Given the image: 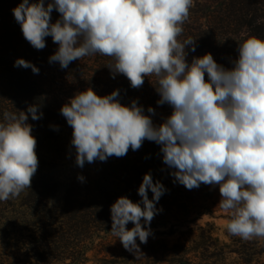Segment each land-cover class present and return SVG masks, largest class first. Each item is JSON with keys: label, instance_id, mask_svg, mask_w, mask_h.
<instances>
[{"label": "clouds", "instance_id": "clouds-1", "mask_svg": "<svg viewBox=\"0 0 264 264\" xmlns=\"http://www.w3.org/2000/svg\"><path fill=\"white\" fill-rule=\"evenodd\" d=\"M193 0H22L12 9L24 38L37 50L52 37L59 47L49 62L62 69L72 61L100 54L113 58L107 64L113 78L123 74L133 88L144 78L158 77V105L173 112L160 125L133 100H118L119 90L100 96L92 88L80 91L61 108L73 129L71 145L76 164L123 157L138 150L145 139L161 146L163 162L174 182L187 189L219 185V207L228 213L229 234L247 241L264 237V38L249 36L238 43L232 68L218 64L212 54L186 62L191 38L178 41ZM60 18L51 22L53 10ZM14 66L39 68L23 58ZM207 73L208 79H205ZM40 105L4 112L0 122V201L17 197L32 185L38 169L37 140L29 116H43ZM149 113L155 109L148 108ZM58 130V128L56 129ZM83 182L85 177L78 175ZM149 189L153 193L149 199ZM166 189L146 173L138 189L141 202L127 196L110 208L111 233L136 258L140 245L152 234L156 204ZM141 203L143 207H141ZM143 222L148 227H144ZM129 222L134 227H126Z\"/></svg>", "mask_w": 264, "mask_h": 264}, {"label": "trees", "instance_id": "trees-1", "mask_svg": "<svg viewBox=\"0 0 264 264\" xmlns=\"http://www.w3.org/2000/svg\"><path fill=\"white\" fill-rule=\"evenodd\" d=\"M21 2L22 0H0V99H7L15 103L19 110L25 111L30 104L40 105L39 111L43 113L40 121L45 130L51 131L54 128L49 125L60 123L61 115L47 103L32 69L16 67L14 63L18 58H23L38 68H53L57 63L49 62L50 56L55 53L52 49L53 40L51 36L46 37L45 48L37 50L24 38L21 26L12 12V9ZM29 2L32 3L34 0ZM49 2L52 0H45V6ZM59 18L60 13L54 9L51 13V22L55 23ZM227 26L235 31H239L241 27L242 29L239 32L231 30L229 33H232L233 37L206 31L203 35L192 33L189 37V32L185 30L177 39L182 43L191 38L195 41V50L212 54L218 64L230 69L238 58L239 42H243L249 36L264 38V0H251L248 6H244L242 1H237L233 9V18ZM244 28L247 29L246 36L241 34ZM205 79H208L207 73ZM148 105L139 103L144 114L153 119L148 112L150 107ZM163 122L164 120H158L153 121V124L158 126ZM160 148L157 143L145 139L138 150L133 151L130 147L125 156H112L107 163L106 174L93 181L89 188H85L86 194L81 193V188L71 189L66 203L74 211L81 207L84 212L92 213L100 226L105 229L111 228V205L121 196H127L133 202H141L142 197L138 189L144 175L150 173L153 182L160 181L166 189L156 204L157 209L162 208V211L154 215L150 228L152 225L159 226L164 223L181 225L205 215L215 216L217 202L209 200L208 197L215 188L219 190V185L202 183L198 188L189 190L182 184L174 182L171 174L173 170L164 164ZM118 185L123 187L122 190ZM202 188L206 191L204 195L207 198L204 200L200 195ZM57 189L58 182L52 174H37L32 178L31 187L25 188L19 196L0 201V264H49V259L53 255L50 252L52 247L49 242L40 240L38 233L36 234L39 229L36 211L53 197ZM148 196L149 199L153 197L150 189ZM195 206H198L199 210L195 217H191L190 213ZM57 212L58 210L50 209L46 215L44 225L47 229L42 232L47 236L48 230L55 225L53 221H59L63 217L57 215ZM226 217L230 218L229 214ZM141 221L143 222V218ZM199 230V236L190 239L189 242H183L181 239L171 242L164 238H156L155 234L163 233L157 230L149 236L146 244L140 245V250L148 259L166 257L169 264H264V239L254 237L245 241L238 236L230 235L229 242H224L215 235V223L212 221L200 225Z\"/></svg>", "mask_w": 264, "mask_h": 264}, {"label": "rangeland", "instance_id": "rangeland-1", "mask_svg": "<svg viewBox=\"0 0 264 264\" xmlns=\"http://www.w3.org/2000/svg\"><path fill=\"white\" fill-rule=\"evenodd\" d=\"M237 1H242L244 6H248L251 0H193L188 19L182 25V33L189 32V37H191L192 33L203 35V32L206 31L220 34V36L233 37L232 33H229L231 30L239 32L242 29L241 27L239 31H235L227 26L233 18V9ZM246 30L244 28L241 31L242 36H246ZM58 47V44L53 43L54 52ZM192 48L189 46L185 48L186 62L189 65L195 57H202L207 54L202 50L193 51ZM112 62H114L113 58L97 53L81 60L72 61L64 69L57 62L53 68H39L38 74L33 73L47 103L51 108L57 110L56 113L61 115L60 123L49 125L54 128L51 131L44 129L40 119L33 120L29 116L28 120L32 126V133L37 140L36 153L39 163L34 176L52 174L58 182V189L53 197L49 201H45L42 208L36 211L39 228L36 234L38 233L37 236L41 238L40 240L49 242L52 247L50 252L53 255L49 259V264H169L168 259L163 256H160V259H148L143 251L138 254L139 258H136L133 253L125 251L126 249L118 237L110 232L111 228L105 229L99 225V221L93 217L92 213L84 212L81 207L74 211L66 203L68 192L71 189L81 188V193L86 194L85 188H89L93 181L106 174V166L111 159L109 157L106 161L85 162L83 168L76 164L75 148L71 145L73 129L61 114L62 106L70 98L88 88H92L100 96L109 95L113 91L119 90L117 98L122 104L131 106L133 100H136L138 105L140 102L141 105L148 103V106L155 109V112L151 113L153 121L165 120L173 112L171 105L167 103L157 104L160 99V94L156 90V87L159 86L158 77L155 75L146 76L141 87L133 88L123 74H116L113 78L110 69L107 67V64ZM5 111L18 113L19 109L15 103L7 99H0V122H4L3 114ZM57 128L58 130H56ZM78 175H83L85 180L83 182L78 180ZM118 186L122 190L123 187ZM114 189L118 191L117 188ZM204 192L206 191L202 188L200 190L202 200L207 198ZM208 199L217 202L215 216L205 215L198 220L176 226L171 223H164L159 226L152 225V234L161 230L163 233L155 234L156 238H164L171 242L180 239L183 242H189L190 239L199 236L200 225L212 221L215 223V235L219 236L220 240L229 242L231 234L228 233L226 225L230 218H227L228 213L219 207L220 191L215 188L209 194ZM48 205L49 207H46ZM198 208V206L192 208L191 217L197 215ZM50 209L58 210L57 215H63V217L59 221H53L55 225L48 230L47 236L42 231L47 229L44 222H46V215ZM141 223L144 227L146 226L142 221ZM126 227L131 229L134 224L130 222ZM258 238L264 239V237ZM137 243L141 245L138 238Z\"/></svg>", "mask_w": 264, "mask_h": 264}]
</instances>
